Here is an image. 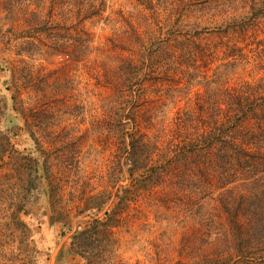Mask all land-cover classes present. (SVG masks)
<instances>
[{"label":"rangeland","instance_id":"374dc122","mask_svg":"<svg viewBox=\"0 0 264 264\" xmlns=\"http://www.w3.org/2000/svg\"><path fill=\"white\" fill-rule=\"evenodd\" d=\"M251 1L107 0V10L84 23L90 41L83 52L82 25L70 36V0H0V111L7 104V113L23 112L20 126L32 131L50 161L40 176L48 172L54 185L49 189L38 182L23 216L34 230L37 264H86L73 253L72 242L77 227L85 228L91 219L83 214L63 231L60 223L50 222L52 212L66 207L73 216L84 198L130 186L117 126L126 101V129L157 144L152 164L171 160L161 182L143 190L114 223L101 247L112 257L100 263L194 264L241 256L228 238L222 201L228 189L246 195L255 175L207 153L186 165L171 151L183 143L178 114L196 112L198 99L210 102L217 96L224 104V92L264 78V18L241 23ZM40 21L47 27L37 31L47 32L27 38L26 31ZM6 63L14 66L12 72L2 68ZM127 78L134 81L133 93ZM5 118L0 114L4 128ZM20 139V149L32 143L27 134L14 141ZM6 171H0V189L6 188ZM4 197L0 220L9 211ZM112 205L113 199L105 209ZM247 218L238 213L243 226ZM16 237L17 231L0 225V264H21L15 259Z\"/></svg>","mask_w":264,"mask_h":264},{"label":"trees","instance_id":"16d2710c","mask_svg":"<svg viewBox=\"0 0 264 264\" xmlns=\"http://www.w3.org/2000/svg\"><path fill=\"white\" fill-rule=\"evenodd\" d=\"M251 2L250 11L246 13V19L241 22L242 24L246 22L245 25H247L251 21L256 22V19L264 18V4L260 5L256 0ZM54 4L53 1L52 8ZM69 6L71 15L68 19L70 28H73L70 36H74L75 27L81 24L80 44L84 52L89 48L90 41L84 23L87 19L103 14L108 7L107 0H70ZM235 22L234 25L237 28L240 21ZM38 27H47V25L40 21L36 27L26 31L28 34L26 37L33 39L36 38L33 34L47 32L43 28L37 31ZM13 29L12 27L11 31L16 36ZM68 40L75 41L74 37ZM53 47L57 48L56 42L53 43ZM13 67L9 63L2 65V68L8 72H12ZM215 75L218 78L221 74ZM126 80L127 89L131 90V93L135 92L132 89L134 81L128 78ZM224 93V104L217 96L210 102L201 103L198 99L196 112L187 111L177 115L175 125L181 131V133L179 131V141L183 143L171 152L177 161H182L186 165L201 155L200 153H207L206 155L223 159L225 161L223 164L226 165L235 161L237 166L255 175L251 183L247 185L250 191L246 195L243 192L236 193L233 189H228L222 201L223 208L229 215L228 238L236 243L237 250L242 254L238 258L229 254L194 264H264V78L245 82ZM126 103V106L120 107L117 126L119 144L122 146L119 149L121 157L129 160L126 173L130 186L119 184L113 194L82 197L84 205L78 207V211L73 216L66 207L55 208L56 212H52L50 216V222L60 223L64 228L63 231L72 228L74 218L83 214L91 219L85 228L77 227L72 242L73 253L82 257L86 264H102L100 262H104L107 255L112 257L111 250L105 254L101 247H106L107 238L112 236L111 229L114 223L119 222L129 204L135 201L143 190H147L153 183L161 182L165 172L164 165L171 160L169 158L159 166L152 164L157 144L147 141L144 133L130 132L126 129L124 117L127 118V115H124V110L129 101ZM3 108L0 114L6 116V121L5 128L0 126V171L7 170L8 177L6 188L0 189V196L3 200L4 193V201L7 202L9 211H5L6 215L0 223L9 230L14 229L19 233L16 240L20 255H15V259H18L21 264H37L38 251L34 242V230L23 216L29 214L26 206L33 192L38 190V182H44L42 185L53 189V180L48 172L43 177L40 176L41 167L44 169L50 161L47 159L48 154L43 153L40 144L33 139L32 131L28 133L20 126L24 119L23 112L20 109H13L15 114H9L7 113L8 105L5 104ZM9 117L10 120H8ZM8 121L13 125L12 127L6 126ZM24 134L28 135L32 143L20 149L22 139L17 141L14 139H19ZM119 172L123 174L121 164ZM112 199L113 205L105 209ZM51 205L53 209V204ZM102 211L103 217H100L99 214ZM238 213L248 216L246 226L238 221ZM5 255L7 253L3 251L2 256Z\"/></svg>","mask_w":264,"mask_h":264}]
</instances>
